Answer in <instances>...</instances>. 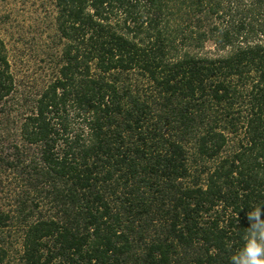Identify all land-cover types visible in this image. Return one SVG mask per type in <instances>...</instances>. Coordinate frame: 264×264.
I'll return each instance as SVG.
<instances>
[{
  "label": "trees",
  "instance_id": "16d2710c",
  "mask_svg": "<svg viewBox=\"0 0 264 264\" xmlns=\"http://www.w3.org/2000/svg\"><path fill=\"white\" fill-rule=\"evenodd\" d=\"M46 2L41 86L0 37V264H231L264 219V0Z\"/></svg>",
  "mask_w": 264,
  "mask_h": 264
},
{
  "label": "rangeland",
  "instance_id": "374dc122",
  "mask_svg": "<svg viewBox=\"0 0 264 264\" xmlns=\"http://www.w3.org/2000/svg\"><path fill=\"white\" fill-rule=\"evenodd\" d=\"M47 0H0V37L23 87H39L51 73L53 27ZM205 50L213 52L211 43Z\"/></svg>",
  "mask_w": 264,
  "mask_h": 264
},
{
  "label": "clouds",
  "instance_id": "9594fccd",
  "mask_svg": "<svg viewBox=\"0 0 264 264\" xmlns=\"http://www.w3.org/2000/svg\"><path fill=\"white\" fill-rule=\"evenodd\" d=\"M261 207L247 214L250 227L244 235L243 246L230 257L231 264H264V219Z\"/></svg>",
  "mask_w": 264,
  "mask_h": 264
}]
</instances>
